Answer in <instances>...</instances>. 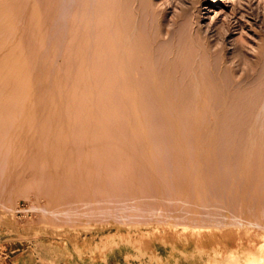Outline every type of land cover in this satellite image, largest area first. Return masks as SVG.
<instances>
[{"label": "rangeland", "instance_id": "obj_1", "mask_svg": "<svg viewBox=\"0 0 264 264\" xmlns=\"http://www.w3.org/2000/svg\"><path fill=\"white\" fill-rule=\"evenodd\" d=\"M13 1L14 0H0V7L1 5L3 6V8H0V127L3 125V128H0V264H10V262H14V264H230L234 260V264H245L244 258L247 251L256 252L258 248L264 249V228H262L264 226V0H240L242 2L241 5L238 4L240 9L235 6L237 0H231L232 3H228L226 7L220 3V0L187 1H194L195 4L210 9L209 12L205 9L201 11L204 17L200 22L202 26L208 27L216 23L215 26L221 28L224 23L223 21H227V18L233 19V25L236 24V21L240 22V26L238 25L239 29H234L233 34L228 37V41L231 43L226 44L224 47L220 43L221 40L216 38L217 36L210 38L212 39V42L209 40L210 43L202 40L204 35H192L193 38L191 39L187 26L184 25L186 24L185 16L179 11V7H181L178 5L179 0H125L127 5H130V8L132 7L131 10H134V15H138L136 12H139L143 7L145 9L147 7L148 12L149 10L151 11V7L155 3L162 4L161 2H163L164 4L165 2L168 3V1L175 2V7L167 9L165 15L158 14L159 16L156 15V17L160 18L163 16L162 22L165 23L166 17L170 18L173 12H176L177 14H175L178 17L175 16V19L178 24L176 23L175 31L179 29L176 32L177 38H182L186 35L185 38L187 39H184L185 42L180 43V48L177 47L178 50H174L175 47L173 48L172 45V48L169 47V44L168 46L165 45V48L163 47V52L167 51V58L171 52L176 53V57L173 61L176 63H165V66L162 67L164 73L162 70L160 71L163 75L160 73L161 79L159 78V82L165 89V94L167 96L165 94L160 95L161 98L157 96V94H155L156 96L152 94L153 97L149 95L151 98L149 96H140L138 101L137 99L129 98L127 95L119 94L117 90V79H115L117 73V68L115 67L117 66H115L114 62L115 0H111L112 2L110 0H104L105 2L103 0H94L95 5L93 4V0L92 2L91 0H74L76 2L68 0V2L73 1L71 4L66 2L67 0H63L64 3L69 4H64L68 6L66 9H71L72 7L70 6L73 4L75 5H73L75 11L71 9L73 13H70V10L66 12L63 2L60 0L66 15L68 13L73 15L77 12L76 15H73L74 17H72V15H70L71 17L68 15L63 17L60 16L62 13L60 8L62 7L59 6V0ZM24 1H27L28 8H26V2ZM79 1L84 3L81 4ZM128 1H130V3ZM198 2L200 3L198 4ZM4 3H6V5ZM78 3L80 4L79 9L76 8L78 7L76 6ZM138 4L142 6L140 5L138 7ZM81 5L86 8L87 14H85V16V8L83 9ZM92 5L97 6L92 8ZM5 7L11 10L7 12ZM35 7L39 8L37 9ZM57 9L60 14L57 13ZM92 9L94 13H92ZM78 10L80 11L78 12ZM100 10H106L107 12ZM26 11L28 13L30 11V13L28 14ZM25 13L26 15L24 16ZM39 14L40 16L42 14V16L40 17ZM150 14L151 17H153L152 12H150ZM61 15H64V11ZM234 16L236 18H232ZM79 17L82 18V20H80L81 22L79 21ZM34 18L35 20H33ZM60 18L66 21V24ZM73 18L74 21H72ZM85 21L86 23H84ZM96 21L97 23H95V27H93V23ZM98 21L100 22L98 23ZM39 22L41 25H39ZM182 22L183 25H181ZM108 25L111 26L108 27ZM150 25V31L152 29L150 34L154 36L159 30V25L157 23H150ZM56 28H59V31H57ZM156 28L157 30H155ZM181 28H184V31L181 30ZM33 33H38L39 35ZM70 33L73 34L71 35ZM180 33H184L182 37ZM70 35L73 36L72 39L74 41L76 40L75 42H73ZM35 37H37L38 40L35 39ZM50 37L53 39H49ZM78 40L81 41L79 42ZM83 42L85 45H82ZM190 42H192L193 45L192 43L190 44ZM112 45L114 46L112 47ZM36 48L37 50H35ZM20 49L22 53L18 52ZM31 49H33V51H31ZM199 49L200 51H198ZM203 50L204 52L206 50L209 51H206V54ZM14 51L17 52L15 53ZM24 51L27 53L24 54ZM177 51H179L178 55ZM28 53L30 55H28ZM32 53H36L37 55H32ZM43 53L46 59L43 58ZM108 53H112V55ZM197 53L198 55H196ZM38 55L40 56L37 57ZM215 55L221 56L222 58ZM200 57L202 58L200 59ZM50 59L52 61H50ZM196 60L198 62L202 60L201 65H203L200 66V63L195 65L198 63ZM248 62L250 66H252L253 71L251 72L253 75L246 81L242 72L243 69H246V64ZM171 64L172 66H170ZM13 66L16 67L17 70ZM201 67H203V69ZM199 68L202 70L200 71ZM40 71L42 72L40 73ZM111 71L113 72L111 73ZM200 72L202 76H200V78L197 77V81L196 74ZM111 74L114 76L110 77ZM167 77L169 81H167ZM199 80H203L204 82H200ZM255 80L258 81V83ZM48 81L51 82L49 83ZM12 86L14 87L12 88ZM174 86H176V88ZM204 86H207L205 88L208 90L204 88V91ZM19 88L22 89L19 90ZM168 88L170 89L168 90ZM114 90L117 91H115L117 94H114ZM78 94L80 99H78V96L75 97V95ZM118 94L119 96H117ZM95 95H97L98 98L99 96L100 98L105 96L104 98L108 101L112 98L113 101H110V103L104 99L108 104H106L107 102L105 101L100 102L102 98L96 101L97 96L95 97ZM107 95H109L110 98ZM113 95L114 98L116 96L115 99L111 97ZM92 96L95 101L93 98H90ZM58 99H60V101ZM90 99H92V102H90ZM115 100L119 101L115 102ZM125 100H127V104ZM95 102L99 104L96 105ZM137 102H139V105ZM109 103L110 105L113 103V106L117 104V107L109 106ZM121 103L122 107L124 106L123 109H121ZM177 104L179 105L177 106ZM118 105L121 108H119ZM126 105H129V108H132V110L129 108L126 109ZM157 105L158 107L161 106V108H157ZM88 106L92 114L89 113ZM98 106L101 107L102 110H100ZM152 106L154 108L156 107L157 109H155L157 111H155ZM64 107L70 109V111L67 110L71 115L65 112L66 109H64ZM105 107H112L111 109L115 110H109V108L104 110L103 108ZM140 107H142V115H139ZM71 109H74L72 110L73 112H71ZM94 109H96V111ZM137 109L139 111H135ZM148 109L149 111L147 112ZM81 110L82 112L86 111L85 114L82 113ZM125 112H127L126 114L128 115H126ZM153 112H155V115H152ZM111 113H116L112 115V117L114 116L115 118L108 116L111 115ZM120 113L121 115L124 113L125 116H121ZM133 113L137 114V116H134ZM170 113L173 116L169 115ZM105 114H108L106 115L108 118ZM118 114L121 119L118 118ZM47 115H49V117ZM76 115L78 117H76ZM85 115L89 116V119L92 120H87L88 122L85 121L87 119ZM93 115H95L94 117L96 118H94ZM100 115L102 116V120L99 119L101 118ZM157 115H159V118ZM175 115L176 117L173 119ZM71 116H75V118ZM163 116L164 118H162ZM68 117L69 121H67ZM123 117L125 119L128 117L129 119L127 118L125 121ZM136 117L137 119H135ZM5 118H7V121ZM71 118H73L72 121ZM80 118L83 122L79 120ZM110 118L111 120L109 123L112 125H107V121ZM117 118L119 119V123L123 122V124H119L122 129H120V131H118L119 126L118 121H116L118 120ZM147 118L156 120L151 121ZM97 120L98 122L99 120L102 121H100V123L105 130L103 127L100 128L101 126L98 127L100 123L98 124ZM131 120L132 123H135L132 124ZM92 121L93 123L97 122L95 123L94 129L92 127L94 125L91 123ZM114 121L115 123L117 122V126L115 123H111ZM166 121L170 123H166ZM67 122L71 123L68 124ZM86 122L87 125L91 124L92 126L90 125L88 127L85 124ZM73 123L75 124L71 125ZM130 123L134 126L131 127ZM140 123H142V126L146 124L152 129L149 127L147 128L146 125L142 127ZM179 123L180 126L183 123L182 126L185 125L186 127L181 126V128ZM49 124H51V126ZM150 124L154 125L151 127ZM174 124L177 128L174 127ZM4 125L6 126L4 127ZM72 126L75 127L73 128ZM137 126L139 128H136ZM169 126L171 128H169ZM6 127H8L6 129L8 132L4 130ZM86 127L87 130L89 129L88 131H85ZM111 127L117 128H113L114 130H112ZM95 128L97 131H95ZM173 128H175L176 132H174ZM101 129L102 131L104 130L103 133ZM99 130L100 133H98ZM178 130L182 131L181 134L184 139H181L182 137ZM70 131H72V133ZM117 131L120 132V134ZM124 131L126 134L123 133ZM135 131L141 136L138 135L137 137V132ZM157 131L162 132L159 133ZM185 131H187L188 135ZM113 132L120 135L119 138L118 135ZM112 133L115 135H112ZM48 134L51 135L49 136ZM90 134L93 135L92 137L94 139L92 137L90 138ZM161 134L165 136L162 137ZM168 134L172 136H168ZM78 135H80L79 137L82 136L81 138L83 141H81ZM97 136H103V139H100V137L96 138ZM114 136H116L115 139L117 143L120 139L123 141V143L119 141V144H121L120 147H118L119 144L117 143V146H115V140H109V138L114 139ZM131 136L135 137V139H131ZM146 136L151 137H147L148 139H146ZM153 136L157 138H153ZM173 136H175V138ZM104 137L107 138L105 139ZM177 137H180L186 145L190 144L185 146L180 139L177 140ZM44 139H46L45 142ZM73 139L77 142L73 141ZM78 140H80V142H78ZM103 140L106 143L102 142ZM108 140L109 142L112 141V144L107 143ZM170 141L171 143H168ZM211 141L212 144H210ZM141 142L145 144L143 148L151 152L140 148L143 145ZM199 142L201 144H199ZM64 143L67 144L65 145ZM81 143H84L86 146L89 145V147L82 144L83 148ZM95 143H97L98 146ZM102 146L105 147V149ZM122 146L124 149H121ZM134 146L136 148H134ZM99 147H101V152ZM109 148L113 150L114 154H111L114 156L109 154L110 156L108 155L107 157V154L112 152ZM68 149L69 151L72 150L70 151L72 155L68 152ZM182 149H185V151ZM75 150L76 152L80 151V153L78 152L81 155L80 157ZM81 150L83 153H81ZM88 150L89 152L87 153ZM63 151L65 153H63ZM118 151L121 152V157ZM124 152L127 155L124 154ZM67 153L69 154L67 155ZM96 153L98 154L95 155ZM180 153L185 156H181ZM76 154H78V156ZM100 154H104L106 157L103 156V159ZM68 156L70 157L68 158ZM74 156L75 158H73ZM110 157H114V159L117 158V161L115 160L114 163V159L112 160ZM145 157H149L148 159L150 162ZM79 158L80 160H77ZM70 159L72 163H70ZM99 159L101 160L99 161ZM119 159H122L120 160L121 163ZM74 160H77V163ZM74 164L79 166L78 171ZM68 166H70V168H68ZM83 167L86 170H82ZM91 168L93 171L90 170ZM43 208L45 209L44 211ZM46 210L48 212H46ZM50 211L53 212L51 213ZM239 223H241V225ZM249 230L251 231L249 232Z\"/></svg>", "mask_w": 264, "mask_h": 264}, {"label": "bare ground", "instance_id": "obj_2", "mask_svg": "<svg viewBox=\"0 0 264 264\" xmlns=\"http://www.w3.org/2000/svg\"><path fill=\"white\" fill-rule=\"evenodd\" d=\"M4 1V0H3ZM46 1V0H45ZM62 2H63V0H61ZM65 1V0H64ZM74 1V0H73ZM73 1H69L68 2V0L66 1V2H68V3H70L71 4V2L73 3ZM83 1H85V0H83ZM88 1V0H87ZM101 1V0H100ZM104 1V0H103ZM102 1V2H103ZM111 1V0H110ZM113 1V0H112ZM111 1V2H112ZM132 1V0H131ZM159 1V0H158ZM177 1V0H176ZM188 0H179V2H178V5H180L181 7H179L180 8V10L179 11H181L182 12V14L185 16V19H186V24H184V25H186L187 26V30L189 31V35H191L190 37H191V39L193 38V36L194 35H204L203 37V39L202 38H200V39H202L203 41L205 40V41H207V42H209V40L212 42V39H210V38H212V37H214V36H217L216 38H219L220 40H221V45H223V47L226 45V44H228L229 43V41H228V37H230L232 34H233V31H234V29H239L238 28V25H239V21H236V24H234L233 25V19H229V18H227V21H223L224 23L222 24L223 26L221 27V28H219V27H216L215 26V24L216 23H214L212 26H208V27H205V26H202L201 25V21L203 20V16H202V10L203 9H205V10H208V12L210 11V9H207V8H205L204 6H199V5H197V4H195V0L194 1H189V2H187ZM5 2H7V1H5ZM13 2H15V0L13 1ZM17 2V1H16ZM24 2H26V8H28V5H27V1H24ZM29 2V1H28ZM34 2V1H33ZM36 2V1H35ZM40 2V1H39ZM59 2V6H61V4H62V2L60 3V0L58 1ZM74 2H76V1H74ZM78 2V1H77ZM79 2H81V4L82 3H84V2H82V1H79ZM91 2H92V0H91ZM90 2V3H91ZM97 2V1H96ZM99 2V1H98ZM102 2H100V3H102ZM105 2V1H104ZM103 2V3H104ZM129 3H130V1H128ZM140 2V1H139ZM157 2V1H156ZM161 2V1H160ZM23 3V2H22ZM87 3V2H86ZM89 3V4H90ZM144 3V2H143ZM154 3V2H153ZM162 4H163V2H161ZM175 2H173V1H168V3L167 2H165L163 5L162 4H159V3H155V4H153V6L151 7L152 8V10L150 11L149 10V12L147 11V7H146V9L144 10L143 8L142 9H140L139 10V12H136V13H138V15L136 16V15H134V10L132 9L131 10V8L127 5V3H126V1L124 0V1H121V0H115V66H117V67H115V68H117V73H116V77H115V79H117V81H116V85H117V90L119 91V94L121 93V94H123V95H127V96H129V98H133V99H137V101H138V98H140V96H149V95H151L152 96V94H154V96H156L155 94H157V96H159L160 97V95H164L165 94V89L160 85V82H159V78H160V76H161V74L163 75V73H164V71L162 70V67H164L165 66V63H172L173 61H174V59H175V57H176V53H170L168 56V58H167V55H166V52H163L164 50H163V47L165 46V45H167L168 46V44L170 45L169 47H171V45L173 46V48H174V50L175 49H177L178 50V48H180L179 47V45H180V43L181 42H185L184 41V39H186L185 37H186V35H184L185 37H182L183 36V34L184 33H180V35H181V37L182 38H177V34H176V32L179 30H177V31H175L176 30V28H175V26L178 24L177 23V21H176V19H175V16H177L176 14V12H173V14L171 15V17L169 18V17H166V19H165V23L164 22H162L163 20H162V18H163V16L162 17H156V15H158V14H161V15H165L166 14V12H167V9H172L173 7H175V4H174ZM200 2H198V4H199ZM220 3H222L223 4V6H227V4L228 3H232V1L231 0H220ZM5 5H6V3H4ZM11 4V3H10ZM18 4V3H17ZM20 4V3H19ZM31 4V3H30ZM33 4V3H32ZM37 4V3H36ZM64 4H66V3H64L63 2V5ZM93 4H94V0H93ZM97 5H99L98 3H96ZM142 4V3H141ZM141 4H138V7L141 5ZM238 4H242V2L240 1V0H237V2L235 3V6H236V8H239L238 7ZM16 5V4H15ZM23 5V4H22ZM45 5V4H44ZM56 6H58L57 4H55ZM66 5H69V4H66ZM74 5V4H73ZM70 6V7H72L71 9L72 10H74L73 8H75L74 6ZM80 4L78 3V5H76V6H78V7H76L77 9H79V6ZM91 5V4H90ZM95 5V4H94ZM94 5H92V8H94V7H96V6H94ZM101 5V4H100ZM113 5V4H112ZM145 5V4H144ZM143 5V6H144ZM147 5V4H146ZM148 5H150V4H148ZM39 6V5H38ZM53 6V5H52ZM58 6V8H60ZM82 6V5H81ZM85 6V5H84ZM106 6V5H105ZM108 6V5H107ZM106 6V7H107ZM142 6V5H141ZM234 6V7H235ZM7 7V6H6ZM5 7V9H7ZM8 7H10V6H8ZM13 7V6H12ZM11 7V8H12ZM16 7V6H15ZM24 7V6H23ZM62 7V6H61ZM66 7L68 8V6H65L64 5V8H65V10H66V12H68V10H70V13H73L72 11H71V9H66ZM83 7V6H82ZM82 7H81V9H82ZM91 7V6H90ZM105 7V8H106ZM109 7V6H108ZM110 7H112V6H110ZM136 7V6H135ZM0 8H3V6L1 5V7ZM19 8V7H18ZM25 8V9H26ZM34 8V7H33ZM35 8H37V7H35ZM39 8V7H38ZM37 8V9H38ZM63 8V7H62ZM62 8H60V10H62V13H63V11H64V15H61L60 13H59V11H58V9H57V13L58 14H60V16L61 17H63V16H65L66 14V12H65V10H64V8L62 9ZM85 7H83V9H84ZM89 8V7H88ZM98 8V7H97ZM103 8V7H102ZM41 9V8H40ZM56 9V8H55ZM83 9H82V11H83ZM149 9H150V7H149ZM240 9V8H239ZM8 10L9 9H7V12H8ZM11 10V9H10ZM9 10V11H10ZM28 10H30V9H28ZM137 10H138V8H137ZM178 10V9H177ZM6 11V10H5ZM25 11V10H24ZM34 11V10H33ZM55 11V10H54ZM75 11V10H74ZM80 10H78V12H79ZM88 11V10H87ZM91 11H93V9L91 10ZM100 11H106V10H100ZM108 11H109V8H108ZM113 11V10H112ZM169 11V10H168ZM1 12V11H0ZM16 12V11H15ZM21 12V11H20ZM27 12V11H26ZM35 12V11H34ZM84 12H86V8H85V11ZM107 12V11H106ZM150 12H152V14H153V17H151V14H150ZM14 13V12H13ZM28 13V12H27ZM29 13H30V11H29ZM28 13V14H29ZM39 13V12H38ZM41 13V12H40ZM52 13V12H51ZM92 13H94V11L92 12ZM101 13V12H100ZM172 13V12H171ZM176 13V14H175ZM180 13V12H179ZM23 14V13H22ZM27 14V15H28ZM33 14V13H32ZM37 14V13H36ZM44 14V13H43ZM47 14V13H46ZM56 14V13H55ZM57 14V15H58ZM75 15L77 14V12H75L74 13ZM73 14V15H74ZM80 14V13H79ZM79 14H78V16H79ZM83 14V13H82ZM85 14H87V12L86 13H84V16H85ZM104 14V13H103ZM9 15V14H8ZM26 15V13L24 14V16ZM57 15H55V16H57ZM68 16H70V15H72V14H67ZM66 15V16H67ZM72 15V17H74ZM81 15V14H80ZM91 15V14H90ZM102 15V14H101ZM101 15H99V16H101ZM105 15V14H104ZM108 15H109V13H108ZM39 16H40V14H39ZM41 16H42V14H41ZM40 16V17H41ZM96 16H97V14H96ZM159 16V15H158ZM13 17V16H12ZM28 17V16H27ZM33 17V16H32ZM36 17V16H35ZM71 17V16H70ZM86 17H88V16H86ZM90 17H92V16H90ZM98 17V16H97ZM107 17H110V16H107ZM178 17V16H177ZM29 18V17H28ZM58 18H59V15H58ZM80 18V17H79ZM99 18V17H98ZM104 18V17H103ZM232 18H236L235 16L234 17H232ZM14 19V18H13ZM26 19V18H25ZM47 19V18H46ZM55 19V18H54ZM61 20H62V18H60ZM78 19V18H77ZM87 19V18H86ZM91 19V18H90ZM100 19V18H99ZM181 19V18H180ZM179 19V20H180ZM182 19H184V18H182ZM238 19V18H237ZM17 20V19H16ZM19 20V19H18ZM31 20V19H30ZM33 20H35V18L33 19ZM51 20V19H50ZM56 20V19H55ZM80 20H82V18H80L79 19V21ZM88 20H89V18H88ZM98 20V19H97ZM27 21H29V20H27ZM63 21V20H62ZM70 21V20H69ZM72 21H74V18H73V20ZM94 21V20H93ZM29 22H31V21H29ZM28 22V23H29ZM35 22V21H34ZM52 22H53V20H52ZM61 22V21H60ZM63 22H65V24H66V21H63ZM81 22V21H80ZM100 21H98V23H99ZM109 22V21H108ZM112 22V21H111ZM179 22H181V21H179ZM184 22V21H183ZM183 22H182V24L181 25H183ZM28 23H25V24H28ZM36 23V22H35ZM34 23V24H35ZM57 23H59V22H57ZM70 23V22H69ZM77 23V22H76ZM84 23H86V21L84 22ZM95 23H97V21L96 22H94L93 23V27H95L94 26V24ZM150 23H157L158 25H159V30H158V32L156 33V34H154V36H152V34H150V32L152 31V29H151V31H150V29H149V25H150ZM177 23V24H176ZM32 24V23H31ZM38 24V23H37ZM43 24V23H42ZM64 24V25H65ZM180 24V23H179ZM39 25H41L40 24V22H39ZM61 25H62V23H61ZM72 25V24H71ZM76 25V24H75ZM54 26V25H53ZM52 26V27H53ZM59 26H60V24H59ZM67 26H68V24H67ZM82 26V25H81ZM84 26V25H83ZM109 26H111V25H108V27ZM114 26V25H113ZM151 26V25H150ZM240 26V25H239ZM28 27H29V25H28ZM27 27V28H28ZM30 27H31V25H30ZM35 27V26H34ZM41 27V26H40ZM51 27V28H52ZM55 27V26H54ZM58 27V26H57ZM65 27V26H64ZM70 27V26H69ZM3 28V27H2ZM39 28V27H38ZM60 28V27H59ZM59 28L57 29V31H59ZM63 28V27H62ZM66 28V27H65ZM74 28V27H73ZM73 28H71V29H73ZM91 28V27H90ZM155 28V27H154ZM180 28V27H179ZM32 29V28H31ZM52 29H54V28H52ZM74 29H76V28H74ZM84 29H86V28H84ZM184 29V28H183ZM182 28H181V30H183ZM26 30V29H25ZM38 30H40V29H38ZM41 30H42V28H41ZM64 30V29H63ZM66 30L68 31V29L66 28ZM65 30V31H66ZM96 30H97V28H96ZM155 30H157V28L155 29ZM33 31V30H32ZM36 31V30H35ZM49 31H50V26H49ZM57 31H55L56 33H59V32H57ZM86 31V30H85ZM184 31V30H183ZM29 32H31V31H29ZM74 32V31H73ZM78 32V31H77ZM98 32V31H97ZM154 32V31H153ZM180 32V31H179ZM179 32H178V35H179ZM182 32V31H181ZM43 33V32H42ZM45 33V32H44ZM64 33V32H63ZM66 33V32H65ZM68 33V32H67ZM85 33V32H84ZM88 33V32H87ZM155 33V32H154ZM28 34V33H27ZM33 34H38V33H33ZM55 34V33H54ZM53 34V35H54ZM71 35L73 34V33H70ZM86 34V33H85ZM186 34V33H185ZM212 34V35H211ZM39 35V34H38ZM42 35V34H41ZM64 35V34H63ZM70 35V36H71ZM78 35V34H77ZM97 35V34H96ZM193 35V36H192ZM18 36V35H17ZM31 36H32V33H31ZM34 36V35H33ZM54 36H56V35H54ZM60 36V35H59ZM69 36V35H68ZM91 36V35H90ZM188 36V35H187ZM41 37V36H40ZM51 37H53V36H51ZM51 37L49 38V39H51ZM72 37L73 36H71V39H72ZM180 37V36H179ZM196 37V36H195ZM199 37V36H198ZM43 38V37H42ZM75 38V37H74ZM77 38V37H76ZM87 38V37H86ZM216 38H214V39H216ZM35 39H37V37H35ZM48 39V40H49ZM53 39V38H52ZM51 39V40H52ZM218 39V40H219ZM38 40V39H37ZM73 40V39H72ZM187 40V39H186ZM202 40H201V43H202ZM50 41V40H49ZM76 41V40H75ZM74 40H73V42H75ZM79 41V40H78ZM81 41V40H80ZM79 41V42H80ZM215 41V40H214ZM42 42V41H41ZM72 42V43H73ZM188 42H189V40H188ZM187 42V43H188ZM192 42H194V41H192ZM192 42H190V44L192 43ZM196 42V41H195ZM198 42V41H197ZM219 42V41H218ZM217 42V43H218ZM97 43V42H96ZM200 43V44H201ZM210 43V42H209ZM216 43V42H215ZM219 43V44H220ZM231 43V42H230ZM229 43V44H230ZM41 44V43H40ZM79 44V43H78ZM114 44V43H113ZM199 44V45H200ZM234 44V43H233ZM74 45V44H73ZM82 45H85L84 44V42H83V44ZM185 45H187V44H185ZM192 45H193V43H192ZM198 45V46H199ZM210 45V44H209ZM215 45V44H214ZM34 46V45H33ZM78 46V45H77ZM80 46H81V44H80ZM114 45H112V47H113ZM189 46V45H188ZM206 46V45H205ZM204 46V47H205ZM220 46V45H219ZM6 47H8V46H6ZM11 47H13V46H11ZM43 47H44V45H43ZM166 47V46H165ZM164 47V48H165ZM178 47V48H177ZM186 47V46H185ZM191 47V46H190ZM200 47V46H199ZM206 47H208V46H206ZM212 47V46H211ZM222 47V46H221ZM240 47H241V45H240ZM15 48V47H14ZM18 48V47H17ZM34 48V47H33ZM83 48H85V47H83ZM172 48V47H171ZM183 48V47H182ZM192 48H193V46H192ZM191 48V49H192ZM196 48V47H195ZM194 48V49H195ZM215 48V47H214ZM239 48V47H238ZM1 49H3V48H1ZM7 49V48H6ZM19 49V48H18ZM42 49V48H41ZM76 49V48H75ZM81 49V48H80ZM187 49H189V48H187ZM207 49V48H206ZM212 49V48H211ZM236 49V48H235ZM11 50H12V48H11ZM35 50H37V48L35 49ZM44 50V49H43ZM74 50V49H73ZM167 50V49H166ZM169 50H171V49H169ZM174 50H171V51H174ZM183 50V49H182ZM184 50H185V48H184ZM205 50V49H204ZM204 50H203V52H204ZM210 50V49H209ZM209 50H206L207 52L209 51ZM223 50V49H222ZM240 50V49H239ZM18 51V50H17ZM16 51V52H17ZM27 51V50H26ZM31 51H33V49H31ZM30 51V52H31ZM91 51V50H90ZM110 51H112V50H110ZM114 51V50H113ZM181 51V50H180ZM195 51V50H194ZM198 51H200V49L198 50ZM204 52V53H206L207 54V52ZM215 51V50H214ZM1 52H2V50H1ZM7 52H8V50H7ZM15 52V51H14ZM15 52V53H16ZM18 52H20V53H22L21 52V49H20V51H18ZM28 52V51H27ZM26 52V53H27ZM40 52V51H39ZM79 52V51H78ZM178 52L179 51H177V55H178ZM192 52V51H191ZM9 54H10V52H8ZM13 53V52H12ZM25 53V51H24V54H26ZM41 53H42V51H41ZM46 53V52H45ZM81 53V52H80ZM113 53V52H112ZM112 53L110 54V53H108V54H110V55H112ZM214 53H216V52H214ZM219 53V52H218ZM3 54V53H2ZM36 54V53H35ZM35 54H33L32 53V55H35ZM168 54V53H167ZM203 54V53H202ZM221 54V53H220ZM17 55H18V53H17ZM21 55V54H20ZM28 55H30L29 53H28ZM28 55H26L27 57H29ZM37 55V54H36ZM43 55H44V53H43ZM42 55V56H43ZM47 55V54H46ZM81 55V54H80ZM182 55V54H181ZM196 55H198V53L196 54ZM204 55V54H203ZM213 55V54H212ZM242 55V54H241ZM8 56V55H7ZM12 56V55H11ZM10 56V57H11ZM40 55H38L37 57H39ZM114 56V55H113ZM188 56H189V54H188ZM210 56V55H209ZM215 56H217V55H215ZM243 56H244V54H243ZM246 56V55H245ZM34 57V56H33ZM58 57V56H57ZM199 57V56H198ZM203 57H205V56H203ZM217 57H219V56H217ZM216 57V58H217ZM221 57V56H220ZM219 57V58H220ZM12 58V57H11ZM36 58V57H35ZM43 58H45V55H44V57ZM82 58V57H81ZM178 58H179V56H178ZM202 57H200V59H201ZM222 58V57H221ZM46 59V58H45ZM53 59V58H52ZM56 59H58V58H56ZM77 59V58H76ZM75 59V60H76ZM111 59H112V56H111ZM173 59V60H172ZM177 59V58H176ZM180 59V58H179ZM224 59V58H223ZM242 59V58H241ZM245 59V58H244ZM257 59H258V57H257ZM10 60H12V59H10ZM18 60V59H17ZM37 60V59H36ZM184 60V59H183ZM229 60V59H228ZM248 60V59H247ZM15 61V60H14ZM32 61V60H31ZM50 61H52L51 59H50ZM54 61V60H53ZM81 61V60H80ZM177 61V60H176ZM197 61V60H196ZM200 61V60H199ZM220 61V60H219ZM255 61H257V60H255ZM12 62V61H11ZM40 62V61H39ZM39 62H38V64H39ZM82 62V61H81ZM198 62V61H197ZM201 62H202V60H201ZM201 62H198V63H196L195 65H197V64H199L200 63V66H202L201 65ZM29 63H30V61H29ZM48 63V62H47ZM173 63H176V62H173ZM182 63H183V61H182ZM204 63V62H203ZM223 63H224V61H223ZM252 63V62H251ZM33 64V63H32ZM74 64V63H73ZM194 64V63H193ZM238 64V63H237ZM17 65V64H16ZM36 65V64H35ZM178 65V64H177ZM192 65V64H191ZM209 65H210V63H209ZM219 65H222V64H219ZM254 65V64H253ZM18 66V65H17ZM38 66V65H37ZM40 66V65H39ZM78 66V65H77ZM80 66V65H79ZM170 66H172V64L170 65ZM199 66V65H198ZM197 66V67H198ZM238 66V65H237ZM245 66V65H244ZM14 67V66H13ZM19 67V66H18ZM34 67V66H33ZM169 67V66H168ZM243 67V66H242ZM256 67V66H255ZM15 69H16V67H14ZM20 68V67H19ZM38 68V67H37ZM40 68V67H39ZM44 68V67H43ZM70 68H71V66H70ZM113 68H114V63H113ZM170 68V67H169ZM176 68H179V67H176ZM192 68V67H191ZM202 69H203V67H201ZM201 68H199L200 69V71L202 70ZM205 68H206V65H205ZM239 68H240V66H239ZM22 69V68H21ZM26 69V68H25ZM48 69V68H47ZM166 69V68H165ZM196 69V68H195ZM241 69V68H240ZM17 70V69H16ZM20 70V69H19ZM116 70V69H115ZM163 71V73L162 72H160V71ZM198 70V69H197ZM242 70V69H241ZM32 71V70H31ZM174 71V70H173ZM251 71H253V69H252V66H250V63L248 62L247 64H246V69H243V74L242 73H240V74H242V75H244V79H246V81H248L251 77H252V72ZM28 72H30V71H28ZM35 72V71H34ZM39 72V71H38ZM42 71H40V73H41ZM113 71H111V73H112ZM167 72V71H166ZM30 73H32V72H30ZM50 73V72H49ZM161 73V74H160ZM167 73H169V72H167ZM173 73H175V72H173ZM26 74V73H25ZM39 74V73H38ZM192 74V73H191ZM190 74V75H191ZM202 73L200 72V73H198V74H196V80H197V77H199L200 78V76H202L201 75ZM205 74V73H204ZM209 74V73H208ZM212 74H214V73H212ZM35 75V74H34ZM49 75V74H48ZM173 75V74H172ZM25 76V75H24ZM112 76V74L110 75V77ZM114 76V75H113ZM112 76V77H113ZM165 76H166V73H165ZM179 76V75H178ZM192 76V75H191ZM204 76V75H203ZM206 76V75H205ZM210 76V75H209ZM44 77V76H43ZM177 77V76H176ZM193 77V76H192ZM16 78V77H15ZM34 78V77H33ZM40 78V77H39ZM50 78V77H49ZM162 78H163V76H162ZM168 78V77H167ZM204 78V77H203ZM30 79V78H29ZM46 79V78H45ZM161 79V78H160ZM164 79V78H163ZM176 79V78H175ZM19 80V79H18ZM39 80V79H38ZM193 80V79H192ZM252 80V79H251ZM44 81V80H43ZM164 81H165V79H164ZM167 81H169V78H168V80ZM198 81V80H197ZM196 81V82H197ZM200 81V80H199ZM203 81V80H202ZM202 81H200V82H202ZM256 81V80H255ZM261 81V80H260ZM263 81V80H262ZM38 82V81H37ZM49 82V81H48ZM47 82V83H48ZM51 82V81H50ZM49 82V83H50ZM82 82H84V81H82ZM171 82H173V81H171ZM189 82V81H188ZM194 82V81H193ZM204 82V81H203ZM252 82V81H251ZM257 83H258V81H256ZM15 83H16V81H15ZM31 83V82H30ZM48 83V84H49ZM19 84V83H18ZM53 84V83H52ZM169 84H171V83H169ZM188 84V83H187ZM189 84H191V83H189ZM201 84H203V83H201ZM209 84V83H208ZM248 84V83H247ZM8 85H10V84H8ZM8 85H7V88H8ZM168 85V84H167ZM178 85V84H177ZM198 85V84H197ZM205 85V84H204ZM256 85V84H255ZM11 86V85H10ZM16 86V85H15ZM19 86V85H18ZM21 86V85H20ZM28 86V85H27ZM182 86V85H181ZM199 86H200V84H199ZM202 86V85H201ZM14 86H12V88H13ZM39 87V86H38ZM37 87V88H38ZM165 87V86H164ZM175 88H176V86H174ZM193 87V86H192ZM205 87H207V86H204L203 87V90H204V88ZM240 87V86H239ZM258 87V86H257ZM18 88V87H17ZM182 88V87H181ZM185 88V87H184ZM191 88V87H190ZM196 88V87H195ZM16 89V88H15ZM20 89H22V88H19V90ZM113 89V88H112ZM116 89V88H115ZM170 88H168V90H169ZM171 89H172V87H171ZM188 89H189V87H188ZM255 89V88H254ZM12 90V89H11ZM18 90V89H17ZM19 90H18V92H19ZM48 90V89H47ZM196 90V89H195ZM200 90V89H199ZM205 90H208L207 88H205ZM204 90V91H205ZM25 91V90H24ZM28 91V90H27ZM116 90H114V94H117L116 92H115ZM176 91V90H175ZM181 91V90H180ZM183 91V90H182ZM190 91V90H189ZM188 91V92H189ZM14 92H15V90H14ZM13 92V93H14ZM21 92V91H20ZM38 92V91H37ZM46 92V91H45ZM172 92H174V91H172ZM193 92V91H192ZM202 92V91H201ZM16 93V92H15ZM14 93V94H15ZM32 93V92H31ZM40 93V92H39ZM43 93V92H42ZM55 93V92H54ZM206 93H208V92H206ZM8 94V93H7ZM10 94V93H9ZM86 94V93H85ZM85 94H83V95H85ZM119 94L117 95V96H119ZM177 94V93H176ZM175 94V95H176ZM243 94H244V92H243ZM16 95H18V94H16ZM16 95H14V96H16ZM60 95V94H59ZM66 95V94H65ZM82 95V94H81ZM87 95V94H86ZM110 95V94H109ZM109 95H107L108 97H109ZM166 95V94H165ZM186 95V94H185ZM188 95V94H187ZM198 95V94H197ZM248 95V94H247ZM4 96V95H3ZM2 96V97H3ZM58 96V95H57ZM76 96H78L79 97V94L78 95H75V97ZM87 96H89V95H87ZM97 95H95V97H96ZM167 96V95H166ZM179 96V95H178ZM203 96V95H202ZM8 97V96H7ZM64 97V96H63ZM68 97V96H67ZM84 97V96H83ZM105 97V96H104ZM104 97H101L100 98V96H99V98H98V96L96 97V101H98V100H100V102H107L108 100L106 99V98H104ZM111 97H113V99H115L116 98V96H115V98H114V95L113 96H111ZM122 97V96H121ZM125 97V96H124ZM150 97V96H149ZM153 97V96H152ZM165 97V96H164ZM180 97V96H179ZM191 97V96H190ZM9 98V97H8ZM21 98H22V96H21ZM45 98V97H44ZM56 98V97H55ZM72 98V97H71ZM74 98V97H73ZM88 98V97H87ZM87 98H86V100H87ZM90 98H93L94 99V97L92 96V97H90ZM98 98V99H97ZM110 98V97H109ZM119 98V97H118ZM125 98H127V97H125ZM145 98V97H144ZM148 98V97H147ZM146 98V99H147ZM151 98V97H150ZM161 98V97H160ZM160 98H159V100H160ZM5 99H7V98H5ZM10 99H11V97H10ZM60 99H61V97H60ZM60 99H58L59 101H60ZM75 99V98H74ZM77 99V98H76ZM78 99H80V97L78 98ZM89 99V98H88ZM104 99H106V100H104ZM169 99V98H168ZM176 99V98H175ZM1 100V99H0ZM12 100H13V98H12ZM35 100V99H34ZM66 100V99H65ZM64 100V101H65ZM149 100V99H148ZM165 100V99H164ZM51 101V100H50ZM62 101V100H61ZM82 101H83V99H82ZM84 101H85V99H84ZM94 101H95V99H94ZM112 102L113 100H112V98H111V100H109L108 102ZM117 101H119V100H117ZM116 100H115V102H117ZM126 101L127 100H125V103H126ZM131 101V100H130ZM166 101V100H165ZM177 101V100H176ZM21 102V101H20ZM88 102V101H87ZM90 102H92V99H90ZM108 102L106 103V104H108ZM110 102V103H111ZM143 102V101H142ZM141 102V103H142ZM145 102V101H144ZM152 102V101H151ZM161 102H163V101H161ZM22 103V102H21ZM36 103V102H35ZM58 103V102H57ZM67 103V102H66ZM71 103V102H70ZM79 103H80V100H79ZM82 103V102H81ZM110 103H109V106H112V107H115L116 105H114L113 106V103H112V105H110ZM128 103H130V102H128ZM135 103V102H134ZM138 103V105H139V102H137ZM148 103V102H147ZM153 103V102H152ZM155 103V102H154ZM172 103V102H171ZM29 104V103H28ZM59 104H60V102H59ZM64 104V103H63ZM86 105H89V104H87V103H85ZM94 104V103H93ZM95 104L96 105H98L99 103H97V102H95ZM101 104V103H100ZM105 104V105H106ZM118 104H119V102H118ZM127 104V103H126ZM160 104V103H159ZM65 105V104H64ZM67 105V104H66ZM102 105V104H101ZM100 105V106H101ZM120 105V104H119ZM119 105H118V107H119ZM137 105V104H136ZM153 105V104H152ZM161 105V104H160ZM159 105V106H160ZM164 105V104H163ZM179 104H177V106H178ZM181 105V104H180ZM52 106V105H51ZM90 106V105H89ZM88 106V108H89V113L90 114H92L91 113V111H90V107ZM95 106V105H94ZM103 106H104V104H103ZM127 106V105H126ZM141 106V105H140ZM29 107V106H28ZM35 107V106H34ZM56 107V106H55ZM78 107H80V106H78ZM83 107V106H82ZM87 107V106H86ZM99 107V106H98ZM97 107V108H98ZM112 107H108L109 108V110H115V109H111ZM117 107V106H116ZM115 107V108H116ZM121 107H122V103H121ZM121 107H119V108H121ZM124 107V106H123ZM123 107L121 108V109H123ZM131 107V106H130ZM138 107V106H137ZM153 107V106H152ZM151 107V108H152ZM176 107V106H175ZM1 108V107H0ZM7 108V107H6ZM96 108V107H95ZM100 108V110H102L101 109V107H99ZM108 108H103L104 110L106 109H108ZM126 109L127 108H129V105L127 106V107H125ZM124 108V109H125ZM139 108V107H138ZM141 108L142 107H140V113H139V115L141 114ZM147 108V107H146ZM156 108V107H155ZM154 107H153V109H155ZM157 108H161V106L160 107H158V105H157ZM156 108V109H157ZM167 108V107H166ZM165 108V109H166ZM170 108V107H169ZM53 109H54V107H53ZM64 109H66V111L65 112H68V110L70 111V109H68V108H65L64 107ZM68 109V110H67ZM81 109V108H80ZM85 109V108H84ZM130 109V108H129ZM135 109V108H134ZM155 109V111H157ZM162 109H163V107H162ZM183 109V108H182ZM1 110H4V109H1ZM72 110H74V109H71V112H73ZM83 110V109H82ZM82 110H81V112H82ZM88 110V109H87ZM92 110V109H91ZM95 111H96V109H94ZM93 110V111H94ZM98 110V109H97ZM103 110V111H104ZM118 110V109H117ZM130 110H132V108L130 109ZM151 110V109H150ZM161 110V109H160ZM164 110V109H163ZM167 110H169V109H167ZM178 110H180V109H178ZM8 111H11V110H8ZM52 111H54V110H52ZM92 111V112H93ZM94 111V112H95ZM103 111H102V113H103ZM124 111V110H123ZM127 111V110H126ZM135 111H139L138 109L137 110H135ZM149 111V109L147 110V112ZM151 111H154V110H151ZM171 111H172V109H171ZM183 111V110H182ZM191 111V110H190ZM195 111H196V109H195ZM79 112V111H78ZM85 112L86 111H84V112H82V113H84L85 114ZM88 112V111H87ZM99 112V111H98ZM121 112V111H120ZM144 112V111H143ZM160 112V111H159ZM164 112H165V110H164ZM174 112V111H173ZM172 112V113H173ZM69 113V112H68ZM75 113H77V112H75ZM100 113V112H99ZM98 113V114H99ZM106 113H109V112H106ZM116 113H119V112H116ZM116 113H111V115H108V114H105V116L106 115H108L109 117H112V115L114 114H116ZM127 112H125V114H126ZM130 113V112H129ZM132 113V112H131ZM135 113H137V112H135ZM135 113H133L134 114V116L136 115L137 116V114H135ZM155 112H153L152 113V115H155L154 114ZM169 113V112H168ZM177 113H180V112H177ZM16 114V113H15ZM52 114V113H51ZM70 114V113H69ZM88 114V113H87ZM86 114V115H87ZM89 114V115H90ZM95 114V113H94ZM101 114V113H100ZM144 114H145V112H144ZM157 114H159V113H157ZM176 114V113H175ZM3 115V114H2ZM66 115V114H65ZM71 115V114H70ZM73 115V114H72ZM77 115H79V114H77ZM76 115V117H78ZM83 115V114H82ZM85 115V117H87V119L85 120V121H87V120H89V121H91L89 118L91 117V115H90V117L89 116H86ZM104 115V114H103ZM119 115V114H118ZM120 115H121V113H120ZM120 115L118 116V118H120ZM126 115H128V114H126ZM138 115V116H139ZM142 115V114H141ZM151 115V116H152ZM164 115V114H163ZM166 115H168V114H166ZM169 115H171V116H173L171 113L169 114ZM184 115V114H183ZM195 115V114H194ZM19 116V115H18ZM48 117H49V115H47ZM67 116V115H66ZM65 116V117H66ZM95 115H93V117H94ZM97 116V115H96ZM117 116V115H116ZM121 116H125L124 115V113H123V115H121ZM132 116V115H131ZM145 116V115H144ZM158 116V118H159V115H157ZM156 116V117H157ZM181 116V115H180ZM186 116H188V115H186ZM3 117V116H2ZM14 117V116H13ZM35 117V116H34ZM71 117H74L75 118V116H71ZM84 117V118H85ZM100 117L101 118H99V119H101L102 120V116L100 115ZM104 117V116H103ZM107 117V116H106ZM142 117V116H141ZM176 117V115L173 117V119ZM183 117V116H182ZM4 118V117H3ZM44 118V117H43ZM58 118V117H57ZM64 118V117H63ZM67 118V117H66ZM94 118H96V117H94ZM108 118V117H107ZM112 118H115L114 116L112 117ZM117 118V119H118ZM128 118V117H127ZM127 118L125 119L124 117H123V119H125V121L127 120ZM130 118H132V119H134L133 117H130ZM145 118V117H144ZM143 118V119H144ZM153 118V117H152ZM157 118V119H158ZM162 118H164V116L162 117ZM191 118V117H190ZM199 118V117H198ZM2 119V118H1ZM6 119V121H7V118H5ZM48 119V118H47ZM72 119L73 118H71V121H72ZM121 119V118H120ZM129 119V118H128ZM135 119H137V117L135 118ZM148 120H151V118L149 119V118H147ZM154 119V118H153ZM152 119V120H153ZM161 119V118H160ZM159 119V120H160ZM168 119H169V117H168ZM172 119V118H171ZM184 119V118H183ZM3 120V119H2ZM30 120V119H29ZM33 120H35V119H33ZM50 120V119H49ZM61 120V119H60ZM64 120H65V118H64ZM76 120H78V119H76ZM75 120V121H76ZM79 120H81V118L79 119ZM94 120V119H93ZM101 120H99V122H98V120H97V122H98V124L100 123V121ZM106 120V119H105ZM111 120V118L107 121L108 123H107V125H109L110 123H109V121ZM113 120V119H112ZM147 120V121H148ZM151 120V121H152ZM156 120V119H155ZM155 120H153V121H155ZM165 120V119H164ZM185 120V119H184ZM183 120V121H184ZM187 120V119H186ZM192 120V119H191ZM4 121V120H3ZM12 121V120H11ZM14 121H15V119H14ZM17 121V120H16ZM63 121V120H62ZM61 121V122H62ZM67 121H69V117H68V120ZM82 122H83V120H81ZM116 121H118V126H119V124H123V122L122 123H119V119L118 120H116ZM121 121H123V120H121ZM120 121V122H121ZM143 121V120H142ZM161 121V120H160ZM174 121V120H173ZM173 121H171V122H173ZM180 121V120H179ZM178 121V122H179ZM182 121V122H183ZM188 121V120H187ZM66 122V121H65ZM88 122V121H87ZM87 122L85 123L86 125H87ZM95 122V121H94ZM97 122H95V123H97ZM102 122V121H101ZM159 122V121H158ZM158 122H156V123H158ZM167 122H169V121H166V123ZM177 122V123H178ZM190 122V121H189ZM0 123H1V120H0ZM4 123V122H3ZM2 123V124H3ZM13 123V122H12ZM68 123V122H67ZM71 123V122H70ZM70 123H68V124H70ZM76 123V122H75ZM75 123H73V124H71V125H74ZM91 123H93V121L91 122ZM95 123H93L94 125L92 126L91 124V126L93 127V129H94V127H95ZM104 123H105V121H104ZM111 123H115V121L114 122H111ZM117 123V122H116ZM115 123V125L117 126V124ZM129 123V122H128ZM131 123H132V120H131ZM130 123V124H131ZM135 122H133L132 124H134ZM143 123H145V122H143ZM149 123V122H148ZM170 123V122H169ZM187 123V122H186ZM62 124V123H61ZM97 124V125H98ZM132 124L130 125L131 127H133L132 126ZM138 124V123H137ZM142 123H140V125H141ZM172 124V123H171ZM1 125V124H0ZM50 126H51V124H49ZM89 124L87 125L88 127L90 126ZM106 125V124H105ZM106 125V126H107ZM110 125H112V124H110ZM136 125V124H135ZM144 125H146V124H143V126ZM151 125V124H150ZM152 125H154V124H152ZM152 125H151V127H152ZM157 125V124H156ZM160 125V124H159ZM183 125V123L181 124V126ZM187 125V124H186ZM191 125V124H190ZM196 125H197V123H196ZM3 126V125H2ZM0 127V128H3V127ZM6 125H4V127H5ZM37 126V125H36ZM75 126H77V125H75ZM75 126H72L73 128L75 127ZM101 126V123L98 125V127H100ZM113 126H114V124H113ZM139 126V125H138ZM136 127V128H139V127ZM142 126V125H141ZM142 126V127H143ZM147 126V125H146ZM165 126V125H164ZM173 126V125H172ZM179 126H180V123H179ZM180 126V127H181ZM185 126V125H184ZM184 126H182V127H184ZM192 126V125H191ZM11 127V126H10ZM14 127V126H13ZM27 127V126H26ZM38 127V126H37ZM65 127V126H64ZM103 126H101L100 128H102ZM126 127V126H125ZM124 127V128H125ZM149 126H147V128H148ZM156 127V126H155ZM154 127V128H155ZM160 127H161V125H160ZM159 127V128H160ZM174 127H175V124H174ZM179 127V128H180ZM181 127V128H182ZM186 127V126H185ZM190 127V126H189ZM8 127H6V128H4V130H6ZM19 128V127H18ZM28 128V127H27ZM45 128V127H44ZM43 128V129H44ZM55 128V127H54ZM112 128V127H111ZM113 128H117V127H113ZM112 128V130H114ZM123 128V129H124ZM150 128V127H149ZM164 128V127H163ZM169 128H171L170 126H169ZM168 128V129H169ZM175 128H177V127H175ZM175 128H173L174 129V132H176L175 131ZM180 128V129H181ZM193 128V127H192ZM197 128V127H196ZM212 128V127H211ZM210 128V129H211ZM22 129V128H21ZM42 129V130H43ZM59 129H61V128H59ZM67 129H69V128H67ZM66 129V130H67ZM103 129H104V127H103ZM118 131H120V129H121V127L119 126L118 127ZM134 129V128H133ZM150 129H152V128H150ZM158 129V128H157ZM157 129H155V130H157ZM183 129H185V128H183ZM190 129V128H189ZM3 130V129H2ZM20 130V129H19ZM31 130V129H30ZM65 130V131H66ZM76 130H77V128H76ZM89 130V129H88ZM87 130V127H86V129H85V131H88ZM105 130V129H104ZM103 130V131H104ZM106 130H108V129H106ZM122 130V129H121ZM125 130V129H124ZM128 130H130V129H128ZM132 130V129H131ZM136 130V129H135ZM160 130V129H159ZM163 130V129H162ZM172 130V129H171ZM177 130V129H176ZM193 130H195V129H193ZM207 130V129H206ZM13 131V130H12ZM15 131V130H14ZM48 131V130H47ZM64 131V132H65ZM90 131H91V129H90ZM95 131H97L96 130V128H95ZM103 131H102V129H101V132L103 133ZM110 131H111V129H110ZM117 131V132H118ZM126 131V130H125ZM125 131L123 132V133H125ZM139 131V130H138ZM147 131V130H146ZM145 131V132H146ZM179 131V130H178ZM181 131V130H180ZM179 131V133L181 134L182 133V131L180 132ZM188 131V130H187ZM187 131H185V133H187ZM212 131H214V130H212ZM5 132V131H4ZM6 132H8L7 130H6ZM16 132V131H15ZM20 132V131H19ZM62 132V131H61ZM63 132V133H64ZM71 133H72V131H70ZM78 132V131H77ZM109 132V131H108ZM108 132H107V135H108ZM122 132V131H121ZM131 132V131H130ZM129 132V133H130ZM135 132H137V131H135ZM143 132H144V129H143ZM155 132V131H154ZM157 132H159V133H161L160 131H157ZM166 132V131H165ZM165 132H163V133H165ZM190 132V131H189ZM193 132V131H192ZM191 132V133H192ZM196 132V131H195ZM208 132V131H207ZM24 133V132H23ZM31 133V132H30ZM44 133V132H43ZM79 133V132H78ZM88 133V132H87ZM94 133H96V132H94ZM98 133H100V130L98 131ZM98 133H97V135H98ZM111 133V132H110ZM113 133H115V132H113ZM112 133V135H115V134H117V133H115V134H113ZM119 134H120V132H118ZM151 133V132H150ZM156 133V132H155ZM167 133V132H166ZM197 133H199V132H197ZM8 134V133H7ZM14 134V133H13ZM25 134V133H24ZM29 134V133H28ZM45 134V133H44ZM47 134V133H46ZM73 134H74V132H73ZM89 134V133H88ZM104 134H105V132H104ZM126 134V133H125ZM137 134V137H138V132L136 133ZM141 134V133H140ZM147 134V133H146ZM153 134V133H152ZM152 134H150V135H152ZM176 134V133H175ZM49 135V134H48ZM51 135V134H50ZM49 135V136H50ZM68 135V134H67ZM86 135V134H85ZM111 135V136H112ZM118 135V134H117ZM122 135V134H121ZM130 135V134H129ZM129 135H128V137H129ZM162 135V134H161ZM170 134H168V136H169ZM184 135V134H183ZM187 135H188V133H187ZM191 135V134H190ZM194 135V134H193ZM206 135V134H205ZM214 135V134H213ZM20 136V135H19ZM66 136V135H65ZM74 136V135H73ZM80 135H78V137H79ZM93 135H91L90 134V138L92 137ZM104 136V135H103ZM103 136L102 137H100V136H97L96 138H98V137H100V139L102 138L103 139ZM105 136H106V134H105ZM119 136L120 135H118V138H119ZM127 136V135H126ZM136 136V135H135ZM139 136H141V135H139ZM143 136V135H142ZM145 136V135H144ZM163 136H165V135H162V137ZM167 136V135H166ZM170 136H172V135H170ZM176 136V135H175ZM175 136H173L174 138H175ZM178 136V135H177ZM182 138L181 139H184L183 138V136H182V134L180 135ZM198 136V135H197ZM204 136V135H203ZM2 137H5V136H2ZM34 137H36V136H34ZM38 137V136H37ZM60 137V136H59ZM68 137H70V136H68ZM82 137V136H81ZM81 137H79L80 139H81V141H83L82 140V138ZM83 137H84V135H83ZM108 137V136H107ZM106 137V138H107ZM115 137L116 136H114V139H110L109 138V140H115V144L117 143L116 142V139H115ZM147 137H151V136H146V139H148ZM157 137H158V135H157ZM156 136H153V138H157ZM161 137V138H162ZM189 137H191V136H189ZM200 137H202V136H200ZM6 138H7V136H6ZM30 138V137H29ZM86 138V137H85ZM84 138V139H85ZM89 138V139H90ZM93 138V137H92ZM95 138V139H96ZM105 138V137H104ZM105 138V139H106ZM121 138V137H120ZM132 138H134L135 139V137H133V136H131V139ZM160 138V139H161ZM165 138V137H164ZM163 138V139H164ZM186 138H188V137H186ZM195 138V137H194ZM199 138V137H198ZM203 138H206V137H203ZM11 139V138H10ZM9 139V140H10ZM12 139H14V138H12ZM70 139V138H69ZM94 139V138H93ZM92 139V140H93ZM133 139V140H134ZM145 139V138H144ZM145 139V140H146ZM159 139V140H160ZM170 139V138H169ZM178 139H180V137L178 138L177 137V140ZM180 139V140H181ZM17 140V139H16ZM42 140V139H41ZM45 140L46 139H44V142H45ZM86 140H87V138H86ZM91 140V141H92ZM99 140V139H98ZM97 140V143L99 144V141ZM109 140H108V142L107 143H110V144H112V141H110L109 142ZM125 140H126V138H125ZM125 140H124V142H125ZM145 140H143V141H145ZM159 140H158V142H159ZM166 140V139H165ZM173 140V139H172ZM176 140V139H175ZM176 140V141H177ZM193 140V139H192ZM206 140V139H205ZM204 140V141H205ZM211 140V139H210ZM1 141V140H0ZM4 141V140H3ZM30 141V140H29ZM38 141V140H37ZM57 141V140H56ZM65 141V140H64ZM73 141H76L75 139H73ZM85 141V140H84ZM107 141V140H106ZM119 141H122L121 139L119 140ZM119 141H118V143L117 144H119ZM128 141H131V140H128ZM135 141V140H134ZM147 141V140H146ZM152 141V140H151ZM163 141V140H162ZM174 141V140H173ZM172 141V142H173ZM182 142H183V140H181ZM185 141V140H184ZM23 142V141H22ZM52 142V141H51ZM63 142V141H62ZM72 142V141H71ZM77 142V141H76ZM78 142H80V140H78ZM89 142V141H88ZM102 142H104V140L102 141ZM133 142V141H132ZM137 142V141H136ZM139 142V141H138ZM153 142H154V140H153ZM152 142V143H153ZM157 142V141H156ZM155 142V143H156ZM160 142H161V140H160ZM165 142V141H164ZM186 142L188 143V140L186 139ZM3 143V142H2ZM20 143V142H19ZM50 143V142H49ZM67 143H69V142H67ZM66 143V144H67ZM84 143H86V142H84ZM84 143H81V145L83 144L84 145ZM93 143H94V141H93ZM97 143H95V144H97ZM104 143H106V142H104ZM122 143H123V141H122ZM142 144H143V142H141ZM145 143V142H144ZM154 143V144H155ZM162 144H163V142H161ZM167 143V142H166ZM166 143H165V145H166ZM168 143H171V141L170 142H168ZM167 143V144H168ZM177 143V142H176ZM184 143V142H183ZM196 143H198V142H196ZM195 143V144H196ZM203 143V142H202ZM209 143V142H208ZM41 144V143H40ZM45 144V143H44ZM47 144V143H46ZM62 144V143H61ZM65 144V143H64ZM65 144V145H66ZM87 144V143H86ZM91 144H92V142H91ZM95 144H93V145H95ZM98 144H97V146H98ZM117 144L115 145V146H117ZM125 144H126V142H125ZM136 144V143H135ZM147 144H148V142H147ZM158 144H160V143H158ZM161 144V145H162ZM178 144V143H177ZM180 144V143H179ZM185 144V143H184ZM190 144V143H189ZM189 144H187V145H189ZM192 144H194V143H192ZM199 144H201L200 142H199ZM210 144H212V141L210 142ZM209 144V145H210ZM9 145V144H8ZM22 145H24V144H22ZM36 145V144H35ZM43 145V144H42ZM71 145V144H70ZM83 145H82V147H83ZM102 145V144H101ZM109 145V144H108ZM120 145L121 144H119V146L118 147H120ZM123 145V144H122ZM130 145H132V144H130ZM139 145H141V144H139ZM145 144H143L142 145V147H140V148H143V146H144ZM151 145V144H150ZM173 145H175V144H173ZM180 145H183L182 143L180 144ZM186 144H185V146H187ZM206 145V144H205ZM67 146H69V145H67ZM67 146H65V147H67ZM78 146V145H77ZM80 146V145H79ZM84 146H86V145H84ZM97 146H96V149H97ZM104 146H105V144H104ZM113 146V145H112ZM124 146V145H123ZM121 147V149L123 148L124 149V147ZM136 146V145H135ZM134 146V148H136ZM146 146H148V145H146ZM156 146V145H155ZM159 146V145H158ZM170 146H171V144H170ZM195 146V145H194ZM202 146V145H201ZM201 146H200V149H201ZM47 147V146H46ZM61 147H63V146H61ZM86 147H89V145L88 146H86ZM93 147V146H92ZM91 147V148H92ZM103 147V146H102ZM109 147H111V146H109ZM118 147H117V149H118ZM126 147V146H125ZM145 147V146H144ZM151 147H152V145H151ZM151 147H149V148H151ZM160 147V146H159ZM167 147V146H166ZM189 147H192V146H189ZM188 147V148H189ZM198 147V146H197ZM207 147H208V145H207ZM64 148V147H63ZM68 148V147H67ZM74 148V147H73ZM79 148V147H78ZM77 148V149H78ZM84 148V147H83ZM100 148V152L102 151L101 150V147H99ZM98 148V149H99ZM104 149H105V147H103ZM112 148V147H111ZM114 148V147H113ZM128 148H129V146H128ZM156 148H158V147H156ZM176 148V147H175ZM179 148V147H178ZM206 148V147H205ZM204 148V149H205ZM211 148V147H210ZM58 149H60V148H58ZM71 149H72V146H71ZM86 149V148H85ZM95 149V148H94ZM110 149V148H109ZM115 149V148H114ZM117 149H116V151H117ZM120 149V150H121ZM143 149H145V148H143ZM152 149V148H151ZM186 149H187V147H186ZM197 149V148H196ZM56 150V149H55ZM64 150V149H63ZM80 150V149H79ZM89 150H93V149H89ZM89 150L87 151V153L89 152ZM107 150V149H106ZM106 150H104V151H106ZM112 152H109L108 154H107V157H108V155L109 154H111V153H113V150L112 149H110ZM130 150V149H129ZM135 150H137V149H135ZM135 150H134V153H135ZM139 150V149H138ZM146 150H148V149H145V151ZM177 150V149H176ZM182 150H184L185 151V149H182ZM198 150H199V148H198ZM206 150V149H205ZM61 151V150H60ZM70 151H72V150H70ZM70 151H69V149H68V152L70 153ZM78 151V150H77ZM85 151V150H84ZM97 151H99V150H97ZM103 151V152H104ZM143 151V150H142ZM150 150H148V152H149ZM75 152H76V150H75ZM79 153H80V151H78ZM78 152H76V153H78ZM99 152V153H100ZM102 152V153H103ZM119 152V154L121 153L120 151H118ZM151 152V151H150ZM170 152H171V150H170ZM181 152V151H180ZM209 152H210V150H209ZM45 153V152H44ZM52 153V152H51ZM63 153H65L64 151H63ZM69 153H67V155L69 154ZM72 153V152H71ZM70 153V154H71ZM78 153V154H79ZM81 153H83L82 152V150H81ZM95 153V152H94ZM107 153V152H106ZM127 153H128V151H127ZM131 153V152H130ZM133 153V154H134ZM143 153H144V151H143ZM177 153V152H176ZM184 153V152H183ZM22 154V153H21ZM78 154H76L77 156H78ZM91 154H93V153H91ZM98 153H96L95 155H97ZM114 154V153H113ZM123 154V153H122ZM124 154H126L125 152H124ZM123 154V155H124ZM137 154V153H136ZM146 154V153H145ZM205 154H206V152H205ZM23 155H24V153H23ZM35 155V154H34ZM58 155V154H57ZM61 155V154H60ZM59 155V156H60ZM66 155V154H65ZM66 155V156H67ZM72 155V154H71ZM87 155V154H86ZM85 155V156H86ZM112 155V154H111ZM127 155V154H126ZM150 155V154H149ZM180 155L182 156V155H184V154H182V153H180ZM208 155V154H207ZM81 155L79 154V157H80ZM84 156V157H85ZM89 156H90V154H89ZM92 156V155H91ZM100 156H105L104 154L102 155V154H100ZM110 156V155H109ZM112 156H114V155H112ZM122 155L120 154V157H121ZM125 156V155H124ZM133 156H136V155H133ZM132 156V157H133ZM139 156V155H138ZM144 156V155H143ZM185 156V155H184ZM183 156V157H184ZM23 157V156H22ZM61 157V156H60ZM64 157V156H63ZM70 156H68V158H69ZM88 157V156H87ZM94 157V156H93ZM106 157V156H105ZM115 157H117V156H115ZM119 157V158H120ZM131 157V158H132ZM140 157V156H139ZM142 157V156H141ZM177 157V156H176ZM36 158H37V156H36ZM73 158H75V156L73 157ZM86 158V157H85ZM84 158V159H85ZM92 158V157H91ZM90 158V159H91ZM98 158V157H97ZM97 158H95V159H97ZM101 158V157H100ZM112 157H110V159H111ZM118 158V157H117ZM117 158H115L114 159V157L112 158V160L114 159V163H115V160L117 161ZM123 158V157H122ZM134 158V157H133ZM146 159H148L147 157H145ZM39 159V158H38ZM82 159V158H81ZM102 159V158H101ZM101 159H99V161L101 160ZM103 159H104V157H103ZM137 159V158H136ZM173 159V158H172ZM177 159V158H176ZM181 159H183V158H181ZM23 160V159H22ZM57 160V159H56ZM73 160V159H72ZM77 160H80V158L79 159H77ZM77 160H74L76 163H77ZM120 160H122V159H119V161ZM127 160H128V158H127ZM141 160H142V158H141ZM149 160V159H148ZM180 160V159H179ZM17 161V160H16ZM66 161V160H65ZM81 161H83V160H81ZM80 161V162H81ZM129 161H131V160H129ZM137 161V160H136ZM146 161V160H145ZM69 162V161H68ZM74 162V163H75ZM79 162V161H78ZM85 162H87V161H85ZM84 162V163H85ZM149 162H150V160H149ZM34 163V162H33ZM32 163V164H33ZM39 163V162H38ZM56 163H57V161H56ZM70 163H72L71 162V159H70ZM103 163V162H102ZM101 163V164H102ZM120 163H121V161H120ZM122 163H123V161H122ZM18 164H19V162H18ZM31 164V163H30ZM79 164V163H78ZM82 164H83V162H82ZM81 164V165H82ZM87 164V163H86ZM45 165V164H44ZM75 165V164H74ZM85 165V164H84ZM89 165V164H88ZM87 165V166H88ZM72 166V165H71ZM76 166V165H75ZM79 166H80V164H79ZM79 166H76V168H77V171H78V168H79ZM32 167H33V165H32ZM45 167V166H44ZM50 167V166H49ZM61 167V166H60ZM74 167V166H73ZM93 167V166H92ZM38 168V167H37ZM62 168V167H61ZM68 168H70V166H68ZM75 168V169H76ZM87 168V167H86ZM56 169V168H55ZM71 169L73 170V168L71 167ZM80 169H81V167H80ZM79 169V170H80ZM86 170L84 167L82 168V170ZM45 170V169H44ZM89 170V169H88ZM91 171H93L92 170V168L90 169ZM29 171H32V170H29ZM36 171V170H35ZM62 171V170H61ZM58 172V171H57ZM65 172V171H64ZM72 172V171H71ZM89 172V171H88ZM31 173V172H30ZM49 173H50V171H49ZM68 174H70L69 172H67ZM77 173V172H76ZM79 173H80V171H79ZM84 173V172H83ZM38 174H39V170H38ZM48 174V173H47ZM58 174V173H57ZM82 174V173H81ZM85 174V173H84ZM64 175V174H63ZM72 175V174H71ZM60 176V175H59ZM70 176V175H69ZM48 177V176H47ZM55 177V176H54ZM56 178V177H55ZM0 205H1V203H0ZM4 206V205H3ZM5 208V207H4ZM39 208H41V207H39ZM8 209V208H7ZM38 209V208H37ZM9 210V209H8ZM45 209L43 208V211H44ZM39 211V210H38ZM46 212H48L47 210H46ZM51 212V211H50ZM53 212V211H52ZM51 212V213H52ZM249 223V222H248ZM240 225H241V223H239ZM251 224H252V222H251ZM251 224H249V225H251ZM253 225H254V223H253ZM257 225V224H256ZM259 225V224H258ZM242 226H243V224H242ZM256 227V226H255ZM262 227V226H261ZM262 228H264V226L262 227ZM259 229H261V228H259ZM251 230H249V232H250ZM263 231H264V229H263ZM257 234V233H256ZM249 235V234H248ZM258 237H259V235H258ZM264 243V242H263ZM264 245V244H263ZM262 246V245H261ZM251 250V249H250ZM243 253H245V252H243ZM242 253V254H243ZM246 255H245V258H244V261H245V264H264V249L263 248H258L257 250H256V252H252V251H247L246 253H245ZM232 256V255H231ZM227 260V259H226ZM231 261V260H230ZM243 261V262H244ZM234 263H235V260L233 261ZM233 262H231L230 264H234ZM237 262V261H236Z\"/></svg>", "mask_w": 264, "mask_h": 264}, {"label": "crops", "instance_id": "obj_3", "mask_svg": "<svg viewBox=\"0 0 264 264\" xmlns=\"http://www.w3.org/2000/svg\"><path fill=\"white\" fill-rule=\"evenodd\" d=\"M6 264H9V263H6ZM10 264H14V262H10Z\"/></svg>", "mask_w": 264, "mask_h": 264}]
</instances>
